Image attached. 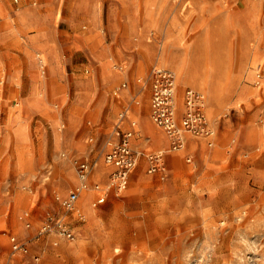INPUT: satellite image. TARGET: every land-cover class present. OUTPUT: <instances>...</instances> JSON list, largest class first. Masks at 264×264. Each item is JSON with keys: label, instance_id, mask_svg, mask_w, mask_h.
Returning <instances> with one entry per match:
<instances>
[{"label": "rangeland", "instance_id": "obj_1", "mask_svg": "<svg viewBox=\"0 0 264 264\" xmlns=\"http://www.w3.org/2000/svg\"><path fill=\"white\" fill-rule=\"evenodd\" d=\"M155 70L179 124L186 90L205 98V131L176 149L151 118ZM122 112L157 171L141 156L118 195L66 211L75 160L109 181ZM0 264H264V0H0Z\"/></svg>", "mask_w": 264, "mask_h": 264}, {"label": "built area", "instance_id": "obj_2", "mask_svg": "<svg viewBox=\"0 0 264 264\" xmlns=\"http://www.w3.org/2000/svg\"><path fill=\"white\" fill-rule=\"evenodd\" d=\"M153 84L151 94V118L154 123L161 127L166 135L171 140L173 149L179 148L183 142L184 132L198 133L205 131V122L201 111L203 97L191 90H186L184 114L180 122H176V108L174 99L175 82L174 76L170 73H164L161 70L153 72ZM126 112H122L119 116L118 123L115 124L114 130L111 133L109 146L104 153V164L109 166V181L102 185L95 183L91 186L89 176L95 162L85 158L75 160L76 175L78 179L77 186L64 197H56V200L62 207L69 211L74 207L79 195L84 190H92L96 194L94 205L103 203L112 191L118 195L126 188L129 174L137 166L141 156H145L149 161V172L157 171V154H145L142 150L134 149L132 141L136 133V123L128 120ZM164 170V167L161 169ZM27 215V212L25 213ZM57 228L68 238H72V233L69 232L62 224L61 219L55 221ZM30 227V223H26ZM50 222L43 223L40 232H45L49 229ZM10 247L13 252H27V247L19 242L15 236H9Z\"/></svg>", "mask_w": 264, "mask_h": 264}, {"label": "bare ground", "instance_id": "obj_3", "mask_svg": "<svg viewBox=\"0 0 264 264\" xmlns=\"http://www.w3.org/2000/svg\"><path fill=\"white\" fill-rule=\"evenodd\" d=\"M161 55H163V57H162V59L164 60V63H166L169 67H171V68H173L172 67V64H180V63H183V62H186L185 60H184V57H183V55H182V53H180V52H178V51H173V50H171V51H166L165 53H163V54H161ZM184 64V63H183ZM183 64H182V66H183ZM188 66V65H187ZM188 67H190V66H188ZM195 67V66H194ZM174 69V68H173ZM192 69V68H191ZM194 70V69H193ZM192 70V71H193ZM192 71H191V73H192ZM167 72H169V71H167ZM175 72V71H174ZM201 73V72H200ZM198 75V74H197ZM196 75V76H197ZM201 74H199V76H200ZM204 75H205V73H204ZM209 75H210V73H209ZM213 75V74H212ZM212 75H210V77L212 76ZM214 76V75H213ZM192 76H190V78H191ZM194 78V77H193ZM203 78L204 79H208L209 78V76L206 74V76H203ZM201 79V78H200ZM211 79H213V78H211ZM214 79H215V77H214ZM213 79V80H214ZM208 82H209V80H207ZM174 82H175V79H174ZM178 82H179V80H178ZM214 82H216L215 80H214ZM184 84H185V82H184ZM217 84V83H216ZM210 85V84H209ZM214 85H215V83H214ZM213 85V86H214ZM215 87V86H214ZM218 88V87H217ZM215 89V88H214ZM212 90L211 88H210V90H209V93H210V96H209V102H211L212 101V99H214V100H220L221 99V94L219 93V91L218 90H220V89H218V90ZM201 93V92H200ZM182 94V93H181ZM202 94V93H201ZM202 97H203V109H204V111H205V98H204V95L202 94L201 95ZM206 98H208V97H206ZM174 99H175V95H174ZM207 103V102H206ZM176 104V103H175ZM212 107H211V105L210 106H208V108H207V115H209L210 117L212 116V113H214V111L212 112V109H211ZM161 137H156L155 138V140L156 141H161ZM222 152V151H221ZM176 155H178V154H176ZM175 156V155H174ZM171 158H172V163H175V161H177L176 159H175V157H172L171 156ZM178 158V157H177ZM176 164V163H175ZM99 171H97V173H98ZM70 175V174H69ZM73 175H72V173H71V177H72ZM69 179H71V178H69ZM93 195V192H91V191H89V190H84L83 192H81V196H80V198H79V200L77 201V205L79 204H81L87 211H90V208L88 207V201H89V199L91 198V196Z\"/></svg>", "mask_w": 264, "mask_h": 264}]
</instances>
